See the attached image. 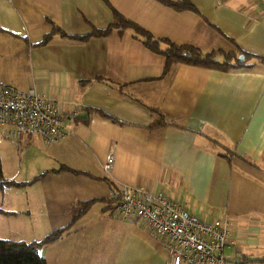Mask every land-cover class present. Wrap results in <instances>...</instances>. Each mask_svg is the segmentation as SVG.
<instances>
[{
  "label": "crops",
  "instance_id": "obj_1",
  "mask_svg": "<svg viewBox=\"0 0 264 264\" xmlns=\"http://www.w3.org/2000/svg\"><path fill=\"white\" fill-rule=\"evenodd\" d=\"M189 1L195 12L159 0H0V83L33 88L76 117L54 143L0 134L3 177L21 184L0 191V239L67 229L39 249L45 264H165L140 221L110 213L119 183L225 220L233 244L224 255L264 264V12L256 0ZM114 12L153 39L252 58L227 71L164 72L131 28L80 39L111 25Z\"/></svg>",
  "mask_w": 264,
  "mask_h": 264
},
{
  "label": "built area",
  "instance_id": "obj_2",
  "mask_svg": "<svg viewBox=\"0 0 264 264\" xmlns=\"http://www.w3.org/2000/svg\"><path fill=\"white\" fill-rule=\"evenodd\" d=\"M264 12V0H256ZM75 114H63L49 98L29 88L19 91L0 83V134L21 143L36 139L43 144L63 140L71 131ZM114 147L103 163L111 175ZM110 213L123 222L140 221L149 234L160 241L166 252L165 264H236L224 255L232 245L223 219L206 222L164 193L148 192L137 185L115 183L109 193Z\"/></svg>",
  "mask_w": 264,
  "mask_h": 264
},
{
  "label": "trees",
  "instance_id": "obj_3",
  "mask_svg": "<svg viewBox=\"0 0 264 264\" xmlns=\"http://www.w3.org/2000/svg\"><path fill=\"white\" fill-rule=\"evenodd\" d=\"M161 3L173 8L176 11L190 10L196 11L189 0H159ZM114 21L105 29H93L92 32L80 37L81 40H86L90 37H103L108 35L113 28H131L139 36L143 38V45L150 51L160 54L164 59V72H166L173 64H185L189 66L201 67L211 70L227 71L231 68L245 67L246 60L252 58L251 55L241 53L243 62L239 63L237 56L232 53H225L221 50L212 51L210 53H202L198 48L188 45H176L167 40H156L149 33L139 28L134 23L124 19L116 12L113 13ZM159 43L165 44V48L161 50ZM221 57L222 59H217ZM264 63L263 59H260ZM21 184L9 182L4 179L0 161V191L6 186H19ZM90 203H84L83 208L86 209ZM67 229H59L52 231L40 241H13L0 239V264H45V260L38 254L39 249L58 238H60Z\"/></svg>",
  "mask_w": 264,
  "mask_h": 264
},
{
  "label": "rangeland",
  "instance_id": "obj_4",
  "mask_svg": "<svg viewBox=\"0 0 264 264\" xmlns=\"http://www.w3.org/2000/svg\"><path fill=\"white\" fill-rule=\"evenodd\" d=\"M238 57H239V56H238ZM238 57H237V59H238ZM3 160H4L5 163H6V162H8V161H11V160H12V157H11V156L9 157V155H8V156H7V155L4 156V153H3ZM20 186H21V185H19V187H20ZM11 187H13V186H11ZM15 187H18V186H14V188H15Z\"/></svg>",
  "mask_w": 264,
  "mask_h": 264
},
{
  "label": "water",
  "instance_id": "obj_5",
  "mask_svg": "<svg viewBox=\"0 0 264 264\" xmlns=\"http://www.w3.org/2000/svg\"><path fill=\"white\" fill-rule=\"evenodd\" d=\"M237 60H238L239 63L243 62V60H244L243 55H239Z\"/></svg>",
  "mask_w": 264,
  "mask_h": 264
}]
</instances>
